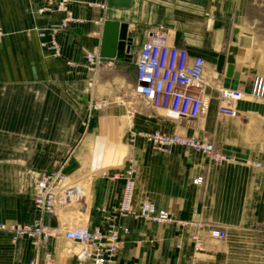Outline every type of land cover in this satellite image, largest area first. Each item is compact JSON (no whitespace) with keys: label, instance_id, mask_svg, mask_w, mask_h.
I'll use <instances>...</instances> for the list:
<instances>
[{"label":"crops","instance_id":"1","mask_svg":"<svg viewBox=\"0 0 264 264\" xmlns=\"http://www.w3.org/2000/svg\"><path fill=\"white\" fill-rule=\"evenodd\" d=\"M53 6L52 0H0V223L29 224L39 217L32 186L41 175L61 167L76 179L90 170L83 201L56 218L43 215V223L81 220L89 230L104 231L101 208L135 212L148 200L180 223L121 217L129 234H120L115 264H264V0H130L127 9L107 7L106 0H74L68 9L79 22L56 34L60 58L41 46L48 36L38 37L57 15L35 11ZM106 20L125 25L127 47L122 58L104 59L91 76L85 55L98 54ZM159 26L169 45L205 62L208 107L194 124L166 120L135 99V56ZM220 86L242 93L235 118L217 114ZM94 102L102 107H91ZM124 116L125 150L116 144ZM154 130L211 142L226 158L212 163L187 148L166 153L130 138ZM127 157L135 167L130 191L124 179L114 178ZM101 168L111 171L100 174ZM196 176L204 179L199 186L191 183ZM210 226L222 229L225 239L204 238L194 252L189 234L200 228L204 235ZM45 249L57 264H75L62 238L48 239ZM33 256L30 241L12 243L0 232V264H27Z\"/></svg>","mask_w":264,"mask_h":264},{"label":"built area","instance_id":"2","mask_svg":"<svg viewBox=\"0 0 264 264\" xmlns=\"http://www.w3.org/2000/svg\"><path fill=\"white\" fill-rule=\"evenodd\" d=\"M54 6L38 8L35 14L48 17L57 15V21L47 28L38 30V37H49L41 46L47 55L60 58L61 53L55 36L66 31L70 25L78 23L68 4L74 0H52ZM103 60L98 54L85 55L86 68L90 75H94L103 66ZM73 66L72 63H67ZM135 84L134 94L141 98L160 117L169 121H198L207 110L205 99V62L201 57H189L186 50L169 45L166 32L159 26L146 34L134 60ZM242 99L238 90L225 87L217 88V114L228 118H235L237 111L236 102ZM133 138L141 137L155 150L168 153L173 146L187 148L203 154L209 162L219 163L226 156L220 153L213 143L186 137L179 133H166L159 130L151 132H133ZM264 141V139H263ZM259 168L257 162L250 163ZM135 174L132 157L126 158L125 167L114 174L115 179L125 180L126 189L130 191ZM61 171V167L41 175L32 186V204L39 215L29 224L7 225L0 223V232L7 233L12 243L20 239H27L34 249V256L27 264H57L55 256L48 250V239L60 237L66 244V249L71 252L75 264H115L117 252L122 244L120 234L128 235V228L120 225L119 219L133 216L156 224L173 223L175 220L165 211H158L148 200L138 206L137 211H132L124 206L106 210L101 208L104 231L97 228L89 230L86 224L79 220L75 225L56 224L51 226L43 223V215L56 218L58 212L72 203H81L84 197V186L80 182H68ZM202 176H196L191 183L199 186L203 183ZM200 228L189 234L193 242V250L197 252L204 238L222 241L225 232L217 227H207L205 234ZM45 249L41 254L40 250Z\"/></svg>","mask_w":264,"mask_h":264},{"label":"water","instance_id":"3","mask_svg":"<svg viewBox=\"0 0 264 264\" xmlns=\"http://www.w3.org/2000/svg\"><path fill=\"white\" fill-rule=\"evenodd\" d=\"M107 7L127 9L130 6V0H106ZM125 25L118 22L106 20L102 23L101 39L98 48V55L102 59L122 58L123 50L126 46ZM128 50V48H126ZM223 63V57L219 56L217 69L219 70ZM231 68H227L226 75L229 76Z\"/></svg>","mask_w":264,"mask_h":264},{"label":"rangeland","instance_id":"4","mask_svg":"<svg viewBox=\"0 0 264 264\" xmlns=\"http://www.w3.org/2000/svg\"><path fill=\"white\" fill-rule=\"evenodd\" d=\"M135 99H140V100H142V99L139 98L138 96H135ZM91 107H93V108H95V109H97V108H101V107H102V103H101V102H94V103H92ZM122 119H123V122H122V124H121V128H119V130H118V132H117L116 144H117V146H118L119 148L124 149V147L121 146L120 140H121V141H122V140L124 141L123 138H125V132L128 130V125H127V122H126V120H127L126 116H124ZM185 123H187V124H194V122H192V121H190V120L185 121ZM132 133H133V132H132ZM130 135H131V134H130ZM130 138H131V140H134V139H135V138H133L132 136H130ZM124 150H125V149H124ZM89 171H90V170H88L87 172L89 173ZM105 171H111V169H110V170H106V169H104V168H101V169H98V170H97V172H99L100 174L103 173V172H105ZM87 172H85L84 176H81L80 178H76V179H68V178H67V175L63 173V174L66 176V178H67L66 181H71V183H74V182H78V183H79V182H81L80 184L84 186V192H85V193H84V197L87 196L88 187H89V182H90V181L85 180L87 177L90 176V174H87ZM106 173H108V172H106ZM91 174H92V173H91ZM84 197H83V198H84ZM82 201H83V199L81 200V202H82ZM78 204H80V203H78ZM78 204H77V203H72V204H70V205H68V206H65V207L75 209V207H76ZM65 207H64V208H65Z\"/></svg>","mask_w":264,"mask_h":264},{"label":"bare ground","instance_id":"5","mask_svg":"<svg viewBox=\"0 0 264 264\" xmlns=\"http://www.w3.org/2000/svg\"><path fill=\"white\" fill-rule=\"evenodd\" d=\"M68 182H71V181H68ZM81 183V182H80Z\"/></svg>","mask_w":264,"mask_h":264}]
</instances>
